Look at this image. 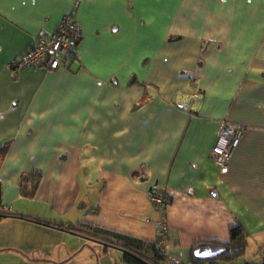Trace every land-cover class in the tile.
Instances as JSON below:
<instances>
[{
  "label": "crops",
  "instance_id": "0c3cea01",
  "mask_svg": "<svg viewBox=\"0 0 264 264\" xmlns=\"http://www.w3.org/2000/svg\"><path fill=\"white\" fill-rule=\"evenodd\" d=\"M67 13L83 27L72 63L12 73L11 60ZM222 120L246 126L226 173L211 154ZM5 146L3 204L17 216L0 219V264H127L112 234L155 243L153 184L171 196L181 264L194 243L229 240L236 223L243 255L253 247L246 262H260L264 0H0ZM37 173L28 197L34 176L23 175Z\"/></svg>",
  "mask_w": 264,
  "mask_h": 264
},
{
  "label": "built area",
  "instance_id": "2783aa9c",
  "mask_svg": "<svg viewBox=\"0 0 264 264\" xmlns=\"http://www.w3.org/2000/svg\"><path fill=\"white\" fill-rule=\"evenodd\" d=\"M82 33L81 22L73 13H67L50 33L35 37L30 46L11 60L8 69L17 74L28 69H56L70 65L75 57L76 43L82 37ZM191 99H199V94H193ZM245 130L246 126L243 124L228 120L220 121L217 140L211 154L221 173L228 172L232 154ZM149 196L161 215L156 221V247L165 257L166 264H181L180 258L173 253V236L165 218L167 206L171 202L170 195L165 188L153 184ZM3 209L9 210L7 206Z\"/></svg>",
  "mask_w": 264,
  "mask_h": 264
},
{
  "label": "trees",
  "instance_id": "16d2710c",
  "mask_svg": "<svg viewBox=\"0 0 264 264\" xmlns=\"http://www.w3.org/2000/svg\"><path fill=\"white\" fill-rule=\"evenodd\" d=\"M79 40L76 44H78ZM5 151L6 146L0 149V166L2 163V156ZM26 175L27 174L23 175L24 180L29 176H34V179L32 180V185L29 188L25 186L22 188V192L28 197H33L40 183L41 174L37 173L28 174L27 176ZM3 207V188L0 181V219L9 216H17L9 210H4ZM39 222L45 223L47 225H52V223L43 220H39ZM82 228L83 229L77 230L81 234L100 239L107 243L119 245L112 240L100 236V234L106 233L101 229L86 225H83ZM112 235L125 241L126 245L124 247H126V250L124 254V260L127 264H166L165 257L159 253L155 243L149 244L134 238L121 236L118 234ZM198 243L199 242L194 243L189 252V257L192 264H230L233 260L241 257L245 253L248 246V234L243 224L236 223L231 225L229 228V240H214L211 242L224 247V250L220 254L212 258H199L194 254L195 247ZM245 264H264V259L260 262H246Z\"/></svg>",
  "mask_w": 264,
  "mask_h": 264
},
{
  "label": "water",
  "instance_id": "95a60500",
  "mask_svg": "<svg viewBox=\"0 0 264 264\" xmlns=\"http://www.w3.org/2000/svg\"><path fill=\"white\" fill-rule=\"evenodd\" d=\"M224 247L211 242H202L195 247L194 254L199 258H212L220 254Z\"/></svg>",
  "mask_w": 264,
  "mask_h": 264
},
{
  "label": "rangeland",
  "instance_id": "374dc122",
  "mask_svg": "<svg viewBox=\"0 0 264 264\" xmlns=\"http://www.w3.org/2000/svg\"><path fill=\"white\" fill-rule=\"evenodd\" d=\"M253 253H254L253 247H251V249H249L245 255H242L241 257L233 260L230 264H245L246 263V257L252 256ZM8 256H10V255H8ZM112 256L115 257V254H112ZM0 257H2V256H0Z\"/></svg>",
  "mask_w": 264,
  "mask_h": 264
}]
</instances>
